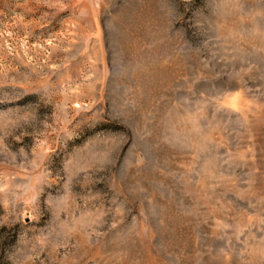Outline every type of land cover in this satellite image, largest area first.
Segmentation results:
<instances>
[{"label": "rangeland", "instance_id": "1", "mask_svg": "<svg viewBox=\"0 0 264 264\" xmlns=\"http://www.w3.org/2000/svg\"><path fill=\"white\" fill-rule=\"evenodd\" d=\"M0 264H264V0H0Z\"/></svg>", "mask_w": 264, "mask_h": 264}]
</instances>
